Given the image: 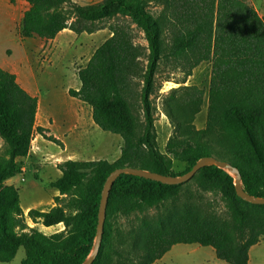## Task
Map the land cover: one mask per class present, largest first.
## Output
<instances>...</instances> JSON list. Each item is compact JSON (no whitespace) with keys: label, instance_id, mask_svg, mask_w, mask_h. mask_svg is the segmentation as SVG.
Instances as JSON below:
<instances>
[{"label":"trees","instance_id":"obj_1","mask_svg":"<svg viewBox=\"0 0 264 264\" xmlns=\"http://www.w3.org/2000/svg\"><path fill=\"white\" fill-rule=\"evenodd\" d=\"M25 1L21 39L53 40L63 30L111 33L78 70L80 86L68 96L89 106L94 125L119 136L122 146L113 163L57 164L61 176L49 187L60 197L47 211H28L30 220L46 228L62 224L69 236L27 230L18 216L17 189L6 181L22 173L17 159L30 151L37 102L0 68V263L23 249L20 264H82L95 238L104 181L117 168L177 177L199 159L214 157L237 168L247 194L264 197V17L248 0H101L86 6L72 0ZM135 32L145 46L135 42ZM205 62L211 65L205 126L193 125L203 91L170 90L162 109L172 134L162 152L154 126L157 76L180 73L183 79L176 84H184ZM37 132L62 146L41 128ZM175 161L185 165L183 172H174ZM191 187L218 196L224 210L203 202ZM134 215H140L138 224L123 231L119 218ZM263 237L264 206L240 200L223 170L205 167L176 186L122 175L110 190L92 264H153L179 244L209 247L225 264H248L250 249Z\"/></svg>","mask_w":264,"mask_h":264},{"label":"rangeland","instance_id":"obj_2","mask_svg":"<svg viewBox=\"0 0 264 264\" xmlns=\"http://www.w3.org/2000/svg\"><path fill=\"white\" fill-rule=\"evenodd\" d=\"M135 42L143 46L146 45L142 38V34L135 32ZM107 40L105 33H98L94 36L88 37L86 35L81 36L76 40L77 43L86 44L85 48H82L84 53L78 55V51L75 47H69V43L74 42V38L69 36H63L59 39V43L65 48L66 52L63 57H53L54 62L57 61L55 66L45 63V52L43 53V59L40 63H36L33 66L35 70V78L40 90V104L43 113V117H46V104L50 97H53L57 103H61L65 98V88L77 89L80 85L77 78V72L80 68H83L88 60L93 55L94 51ZM10 44V43H8ZM7 44V45H8ZM5 43H0V49ZM79 46V45H78ZM90 52L85 53L88 49ZM79 49L78 47L76 48ZM75 50V51H74ZM74 55H77L74 56ZM74 56V59L70 60ZM59 59V60H58ZM210 62H205L196 67L190 77H188L184 84H176L183 79L182 74L174 73L168 74L164 71L158 74L156 79V94L153 97V105L155 107L154 114V126L157 135V143L160 151L163 152L167 139L172 134V127L166 118L162 104L169 91L176 89L179 86H195L203 91L202 104L199 112L194 119V127L197 130L203 129L206 120L207 110V92L210 81ZM165 77H168L169 81H164ZM167 79V78H166ZM65 92V93H64ZM67 95V94H66ZM59 127H53L51 129L52 134H58ZM86 142L90 143V146L85 147V153H61V149L51 143H43L35 145V152L31 159L26 161L25 164L20 165L24 167L23 173L17 175L14 179V185L18 190V199L20 205V211L18 212L19 218L27 227V230H36L45 237H50L57 233H63V235L69 236V229H65L62 224L53 226L50 229L43 227L39 221H32L27 217V213L24 214L22 209L29 207V210L34 209L37 211H45L51 209L54 206V198L47 203V198L52 191L48 186L51 181L56 180L59 176L53 165L57 163L59 158H67V156H75L76 160H84L83 157L90 160H105L109 163L116 161L120 155V147L122 146V140L119 136L103 132L99 129L96 132H90L86 137ZM2 145V141L0 140ZM120 145H119V144ZM2 146L0 148V151ZM72 150V148H70ZM185 165L180 162H173V170L175 173H181L184 171ZM36 170V171H35ZM48 185V186H47ZM191 190L196 196H200L203 202L210 204L216 211H223V203L218 196H213L208 193H200L194 187ZM28 210V211H29ZM154 210L149 212L148 218L154 215ZM138 218L140 215H134L129 219L119 218L120 228L123 231H128L130 226L138 224ZM113 219V218H111ZM46 228V229H45ZM49 228V227H48ZM25 230V231H27ZM24 258L23 249H19L9 263L0 264H20ZM153 264H225L215 258L214 252L209 247H202L197 244L192 245H175L173 246L161 259L155 261ZM248 264H264V237L260 239L259 243L253 246L249 251Z\"/></svg>","mask_w":264,"mask_h":264},{"label":"crops","instance_id":"obj_3","mask_svg":"<svg viewBox=\"0 0 264 264\" xmlns=\"http://www.w3.org/2000/svg\"><path fill=\"white\" fill-rule=\"evenodd\" d=\"M80 6L91 5L100 2L101 0H72ZM257 13L264 17V0H248ZM29 8V5L25 0H15L14 4H11L8 0H0V43H5L0 49V68L6 72L12 74L16 78V82L21 88H23L31 97L35 98L37 102V109L34 121V137L31 142V148L26 158L17 159V164L23 173L24 167L20 165L25 164L26 161L31 159L33 153L35 152V145L43 144L48 142L42 138L37 132L38 128L43 130V134L47 137H53L61 143V153H85V147L90 146V143L86 142V137L90 132H96L98 129L91 118V109L89 106L83 104L77 99L68 96V90L70 88H65V98H63L61 103H57L53 97H50L46 104V117H43L41 104H40V90L35 78V70L33 66L36 63L42 61V55L45 52V63L55 66L57 61L54 62L53 57L55 55L58 57H63L65 55V46L63 47L59 43V39L63 36H69L74 38L73 43H69V47H75L78 51V55L84 53L82 48L86 47L84 43H77L76 40L83 35L88 37L94 36L98 33H105L107 39L111 36V33L107 29L100 30L93 34H74L69 30H63L57 34L53 40H45L41 38L32 39H21L20 33L22 29V19L24 12ZM10 43V44H8ZM8 44V45H7ZM79 48L78 50L76 48ZM74 50V51H75ZM91 48L85 53L90 52ZM77 57V55H74ZM74 56L70 60L74 59ZM59 60V59H58ZM80 86V85H79ZM78 86V88H79ZM74 89V90H78ZM64 92V93H65ZM58 134L51 135V129L53 127H59ZM52 144V143H51ZM119 144V143H118ZM3 145V143H2ZM0 143V148H1ZM120 145V144H119ZM91 147V146H90ZM72 148V150H70ZM84 160H76L75 156H67V158L57 159V163L53 167L57 170L56 165L66 161H93L89 158L83 157ZM36 171V170H35ZM59 172V171H58ZM61 176V173H57ZM21 175V174H20ZM16 177L6 181L7 185H11L14 188V179ZM52 182V181H51ZM48 186V185H47ZM49 187V186H48ZM52 191L50 196L47 198V203L52 201V198L60 197L59 193L49 187ZM18 191V190H17ZM19 211H20V205ZM53 206H51L52 208ZM29 207L22 209L23 213L26 214ZM47 211V210H45ZM21 212V211H20ZM49 227L47 229H50ZM46 229V228H45Z\"/></svg>","mask_w":264,"mask_h":264},{"label":"water","instance_id":"obj_4","mask_svg":"<svg viewBox=\"0 0 264 264\" xmlns=\"http://www.w3.org/2000/svg\"><path fill=\"white\" fill-rule=\"evenodd\" d=\"M205 167H216L220 170H223L229 176H231L233 178L235 194L240 200L249 203L251 205L264 206V197H254L247 194L243 190L241 185L240 174L237 168L233 167L226 161H220L214 157H203L199 159L187 173L177 177L160 175L147 170L135 169L129 167L117 168L113 170L104 181L100 194V201L97 212V225H96L95 238L93 241L91 253L82 264H92L98 255L102 241L107 201L110 190L117 178H119L122 175L133 176V177L149 180L152 182L160 183L162 185L176 186L190 181L199 170Z\"/></svg>","mask_w":264,"mask_h":264}]
</instances>
